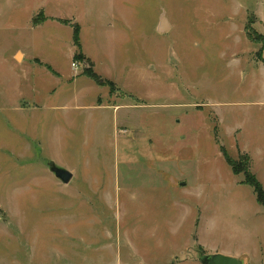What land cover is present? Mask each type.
Returning a JSON list of instances; mask_svg holds the SVG:
<instances>
[{
	"label": "rangeland",
	"instance_id": "obj_1",
	"mask_svg": "<svg viewBox=\"0 0 264 264\" xmlns=\"http://www.w3.org/2000/svg\"><path fill=\"white\" fill-rule=\"evenodd\" d=\"M263 61L264 0H0V264H264Z\"/></svg>",
	"mask_w": 264,
	"mask_h": 264
},
{
	"label": "trees",
	"instance_id": "obj_2",
	"mask_svg": "<svg viewBox=\"0 0 264 264\" xmlns=\"http://www.w3.org/2000/svg\"><path fill=\"white\" fill-rule=\"evenodd\" d=\"M247 32H248L249 39L252 40V41H254V42H257L256 41V38L252 36V34H251V32H250L249 29H248ZM74 43H75V46L77 47V49L79 51V53L76 54L75 59L76 60H79V61H81V60L83 61L84 56L82 55V52H81L80 28H79L78 25L74 29ZM263 63H264V61H263ZM91 66H92L91 69H87L86 75H88L89 78L93 79L94 81H96L98 83L101 82L102 81L101 77L94 72L93 65L92 64H91ZM107 83L110 84V86L114 87V83L113 82L108 81ZM224 157H225L228 165L231 167V169H232V171H233V173L235 175H239L241 173L244 174V176H245V183L247 185L251 186L255 190V192H256V194L258 196V202L264 206V189H263V186L259 182V180L255 177V175H253L249 171V166H248L249 164H248V162H246V164L244 165L243 169H241V167L243 165L239 164L236 161H233L230 157H228L227 154H224Z\"/></svg>",
	"mask_w": 264,
	"mask_h": 264
},
{
	"label": "water",
	"instance_id": "obj_3",
	"mask_svg": "<svg viewBox=\"0 0 264 264\" xmlns=\"http://www.w3.org/2000/svg\"><path fill=\"white\" fill-rule=\"evenodd\" d=\"M169 31V26L165 16L161 18V24L158 32L164 34ZM48 167L55 177L63 184H69L73 179V173L69 170L49 162ZM201 264H243V261L237 257L226 256L223 254H200Z\"/></svg>",
	"mask_w": 264,
	"mask_h": 264
},
{
	"label": "crops",
	"instance_id": "obj_4",
	"mask_svg": "<svg viewBox=\"0 0 264 264\" xmlns=\"http://www.w3.org/2000/svg\"><path fill=\"white\" fill-rule=\"evenodd\" d=\"M258 16H260V13L259 14H257ZM160 24H161V22L159 23H157V30L159 29V26H160ZM167 24H168V26H169V30L171 29V25H170V23L167 21ZM243 27H244V24H243ZM19 53L20 54H22V62L21 63H23V61L24 60H26V56H25V54L22 52V51H19ZM16 55H17V53H16ZM16 55L15 56H13V59L16 61V62H18L17 60H16ZM19 63V62H18ZM73 177H74V174H73Z\"/></svg>",
	"mask_w": 264,
	"mask_h": 264
},
{
	"label": "built area",
	"instance_id": "obj_5",
	"mask_svg": "<svg viewBox=\"0 0 264 264\" xmlns=\"http://www.w3.org/2000/svg\"><path fill=\"white\" fill-rule=\"evenodd\" d=\"M73 67H75V68H76V64H73Z\"/></svg>",
	"mask_w": 264,
	"mask_h": 264
}]
</instances>
